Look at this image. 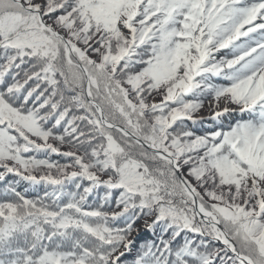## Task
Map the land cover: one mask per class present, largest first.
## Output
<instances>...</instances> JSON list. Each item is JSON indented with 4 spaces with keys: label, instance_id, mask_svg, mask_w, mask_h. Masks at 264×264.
<instances>
[{
    "label": "snow or ice",
    "instance_id": "1",
    "mask_svg": "<svg viewBox=\"0 0 264 264\" xmlns=\"http://www.w3.org/2000/svg\"><path fill=\"white\" fill-rule=\"evenodd\" d=\"M0 264H264V0H0Z\"/></svg>",
    "mask_w": 264,
    "mask_h": 264
},
{
    "label": "trees",
    "instance_id": "2",
    "mask_svg": "<svg viewBox=\"0 0 264 264\" xmlns=\"http://www.w3.org/2000/svg\"><path fill=\"white\" fill-rule=\"evenodd\" d=\"M155 99L158 101L159 100V96H156ZM77 114H79V113H77ZM208 115L207 116H204V117L207 118ZM201 116H203V115H201ZM186 126L189 127V128H192L193 127L191 124H187ZM53 143H55V142L53 141ZM61 150L62 151H68L69 150V146L68 145H64V146H62ZM49 158L52 159L53 161H56V162H59V163H62V164L63 163H69L70 162L67 157H63V156H59V155H55V154H51ZM103 194H104L103 191H100L99 192V196H103ZM113 195L116 196V195H118V193H115L114 192ZM141 221H144V220L142 219L139 222H141ZM141 234H142V240H141V242H143L144 240H147V239H151L152 238V235H153L152 232L149 229H147L146 227H144L143 230H141Z\"/></svg>",
    "mask_w": 264,
    "mask_h": 264
},
{
    "label": "rangeland",
    "instance_id": "3",
    "mask_svg": "<svg viewBox=\"0 0 264 264\" xmlns=\"http://www.w3.org/2000/svg\"><path fill=\"white\" fill-rule=\"evenodd\" d=\"M156 98V97H155ZM201 115L203 116H207L209 113H208V109H207V105L205 107L204 110H202V112L200 113ZM138 226L141 230H143V228L145 227V222L144 221H141L138 223Z\"/></svg>",
    "mask_w": 264,
    "mask_h": 264
}]
</instances>
